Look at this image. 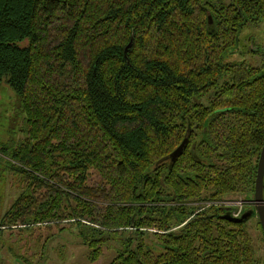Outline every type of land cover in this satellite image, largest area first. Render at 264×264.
<instances>
[{
  "label": "trees",
  "instance_id": "obj_1",
  "mask_svg": "<svg viewBox=\"0 0 264 264\" xmlns=\"http://www.w3.org/2000/svg\"><path fill=\"white\" fill-rule=\"evenodd\" d=\"M259 27L264 0H0V79L23 115L0 145V174L23 184L0 229L99 211L129 231L108 264H261L245 221L212 205L252 196L264 50L247 40L257 67L225 56ZM101 234L78 231L90 247Z\"/></svg>",
  "mask_w": 264,
  "mask_h": 264
},
{
  "label": "rangeland",
  "instance_id": "obj_2",
  "mask_svg": "<svg viewBox=\"0 0 264 264\" xmlns=\"http://www.w3.org/2000/svg\"><path fill=\"white\" fill-rule=\"evenodd\" d=\"M228 2L229 0H223ZM239 39L240 44L231 53H226L225 61H244L254 67L260 63V54H246L244 52L247 40L253 47L260 51L264 50V31L262 27L254 30H243ZM250 49V45L247 46ZM5 77L0 79V145H9L10 142H17L22 138L20 132L23 115L21 114L19 98L12 93L5 82ZM0 181V220L3 213L20 193L19 188L23 184L17 176L2 172ZM87 187L100 185L98 175L90 171L85 181ZM264 198V192L262 193ZM249 199L242 194L227 195L214 201L213 204L220 205L222 201ZM98 206L104 207L103 203L97 202ZM74 203L69 206L74 207ZM63 206V203H62ZM221 206V205H220ZM100 207L97 208L100 210ZM64 208V207H62ZM102 209V208H101ZM253 207L244 206L243 212ZM94 215H87L79 221L65 219L58 222L43 221L37 222L22 228L14 225L10 228L0 229V264H108L116 255V251L121 250L122 237L129 231L121 228L110 229L106 225L99 226L98 219L100 212L95 211ZM256 215L246 219L245 225L253 238L254 258L259 262L263 253V240L259 230L256 228ZM9 225V223H8ZM94 228L102 232V240L89 246L83 244L78 235L80 229ZM156 232V229H149ZM38 235L40 236L37 240ZM123 237V238H124ZM38 241V242H37ZM38 243V246H37ZM91 251V252H90ZM95 252V253H94Z\"/></svg>",
  "mask_w": 264,
  "mask_h": 264
},
{
  "label": "water",
  "instance_id": "obj_3",
  "mask_svg": "<svg viewBox=\"0 0 264 264\" xmlns=\"http://www.w3.org/2000/svg\"><path fill=\"white\" fill-rule=\"evenodd\" d=\"M207 18L209 20V15H207ZM130 45V41L126 45V48ZM251 50L255 51L256 48L252 47V44L250 42ZM186 139L183 138L182 141L176 146L168 155L170 161H173L177 155L182 151V149L185 146ZM263 174H264V140L261 145V148L259 150V154L256 161V169H255V176L253 180V189H252V196L251 198L244 201H250V204L247 205L249 207H253V209H248L247 211L243 212L241 211L240 215L238 217H231L229 212L231 207L230 206H222L223 210L225 211L224 214L220 215L219 218L223 220H227L230 222H240V221H246L248 217L251 216V214L254 212L257 218V221L260 226V230L262 233L263 238V253H262V261L261 264H264V198L262 196V185H263Z\"/></svg>",
  "mask_w": 264,
  "mask_h": 264
},
{
  "label": "built area",
  "instance_id": "obj_4",
  "mask_svg": "<svg viewBox=\"0 0 264 264\" xmlns=\"http://www.w3.org/2000/svg\"><path fill=\"white\" fill-rule=\"evenodd\" d=\"M207 205H210L209 203H206ZM250 201H244L242 199H238V200H234V201H222L220 203L221 206H230V216L231 217H238L241 213V211L243 210V207L246 205H249ZM216 205V204H213ZM263 206H264V202H263Z\"/></svg>",
  "mask_w": 264,
  "mask_h": 264
},
{
  "label": "crops",
  "instance_id": "obj_5",
  "mask_svg": "<svg viewBox=\"0 0 264 264\" xmlns=\"http://www.w3.org/2000/svg\"><path fill=\"white\" fill-rule=\"evenodd\" d=\"M240 199H242V198H240ZM228 201H230V200H228Z\"/></svg>",
  "mask_w": 264,
  "mask_h": 264
}]
</instances>
